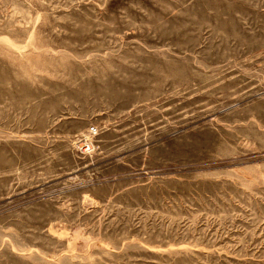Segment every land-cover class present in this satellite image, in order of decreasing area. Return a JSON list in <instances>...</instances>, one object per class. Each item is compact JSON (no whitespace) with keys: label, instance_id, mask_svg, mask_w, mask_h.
Returning a JSON list of instances; mask_svg holds the SVG:
<instances>
[{"label":"rangeland","instance_id":"1","mask_svg":"<svg viewBox=\"0 0 264 264\" xmlns=\"http://www.w3.org/2000/svg\"><path fill=\"white\" fill-rule=\"evenodd\" d=\"M0 264H264V0H0Z\"/></svg>","mask_w":264,"mask_h":264},{"label":"built area","instance_id":"2","mask_svg":"<svg viewBox=\"0 0 264 264\" xmlns=\"http://www.w3.org/2000/svg\"><path fill=\"white\" fill-rule=\"evenodd\" d=\"M89 133L84 136L83 138L80 139V144L83 146L82 149L84 150H87L88 147L90 146V143L92 144V139H91V136L93 134H97L98 133V129L96 126L92 125L90 128H89Z\"/></svg>","mask_w":264,"mask_h":264}]
</instances>
